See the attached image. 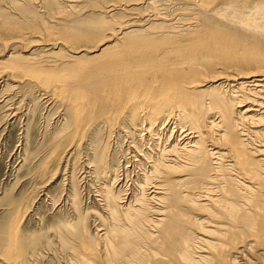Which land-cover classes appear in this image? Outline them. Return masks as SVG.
<instances>
[{"label": "bare ground", "instance_id": "bare-ground-1", "mask_svg": "<svg viewBox=\"0 0 264 264\" xmlns=\"http://www.w3.org/2000/svg\"><path fill=\"white\" fill-rule=\"evenodd\" d=\"M192 1L183 24L152 1L141 19L117 22L116 10L132 9L127 0L99 7L97 19L72 4L62 11L46 4L37 15L29 2L0 0V48L7 50L0 56V94L28 93L0 101L7 107L0 135L7 119L20 120L19 168L28 164L37 178L62 157L65 168L69 158L86 159L81 180L102 205L96 237L84 215L56 232L63 264H238L233 254L250 251L264 235V16L257 11L264 0ZM229 2L257 9L225 19L221 9ZM27 21L43 24L35 41ZM24 38L34 49H18ZM34 95L59 119L39 132ZM126 148L131 157L121 166ZM129 165L137 171L130 170L131 191L121 193L116 187H127L120 180L129 177ZM66 177L74 207L79 185L74 171ZM2 199L0 264H38L37 241L21 225L28 199L21 208L11 192ZM192 227L208 235L196 239ZM251 253L264 264V249Z\"/></svg>", "mask_w": 264, "mask_h": 264}, {"label": "rangeland", "instance_id": "rangeland-1", "mask_svg": "<svg viewBox=\"0 0 264 264\" xmlns=\"http://www.w3.org/2000/svg\"><path fill=\"white\" fill-rule=\"evenodd\" d=\"M113 1H120V0H20V3L29 2L37 15H40L41 13L46 12L47 10L46 4L48 5V7L55 6L57 4L58 5H62V4L71 5L72 4L71 6H76L77 9L79 10L84 9L85 14L87 15L88 19H97L100 17L97 12L98 8L106 7ZM150 1L155 2L156 8L157 9L159 8L158 10H161L163 14L165 13V15L163 16H166L167 19H171L170 21L182 22L183 19L187 17H191V14L187 12L188 11L187 9H189L190 6L192 7L193 5L192 0L191 1L188 0L189 3L186 2L187 0H147V1L127 0L126 4L129 5L130 8L132 9L127 13L125 12L123 13L119 10H116L115 20L117 22H122V21L125 22V21L133 20V19H136V20L141 19L144 16L145 10L149 8ZM220 4L221 3L219 1L215 4V6L219 7ZM63 5L61 7V11L63 10ZM186 5H190V6L185 7ZM227 8L221 9L226 14L224 17L225 19H227L228 17H234L235 19H237L238 16L240 15L242 16L244 15V13L245 15L251 14V11H253V9H257L256 7H251L250 9L243 10V11L237 8L233 9L235 8L234 2H229L227 5ZM148 10L152 11L150 9ZM61 11L55 14L56 17L60 21L66 17L65 14L61 13ZM257 11L262 13V15L264 16V10L257 9ZM74 14L75 13L70 10L69 16L71 18H73ZM253 18L258 19L259 15L254 14ZM54 20L55 19H51V21H54ZM191 21L192 20L190 18L189 23ZM223 21L224 20H222V22ZM263 23L264 21H262V24ZM26 24L32 25V27L31 28L29 27V28L34 30V32L27 31L29 32V34L32 33L29 37V40L31 41L37 40L39 37L38 33H41V31H43L41 30V28L43 27L42 26L43 24L41 22H35V21L34 22L27 21ZM183 24H184V21H183ZM233 27H239L236 29L242 28L241 26H238V24H234ZM55 30H57V28ZM7 36L11 37L9 35ZM26 42L27 41L25 40L24 44L22 45L20 44L18 46V49H25V48L29 49L30 47L34 49L35 46L29 45L28 47H26ZM6 51H7L6 49L2 50L0 48V56L3 55ZM62 51L67 52V53L70 52L66 50L65 48L62 49ZM7 89L8 90L0 94V101L3 100L5 96L9 95V96H13L11 101L14 102L13 98H16L18 96L20 99L23 97L24 93H26L25 91L21 92L19 89H15V88H10V89L7 88ZM34 99H35V102L38 103V108L35 112L36 113L35 122H36V128H37L36 131L39 132L41 129L43 130V127L45 126L44 124L53 125L56 122H58L59 119H57L58 113L55 110L53 109L48 110V108L47 109L44 108L42 103L40 104V101L35 95H34ZM3 102H1L0 105ZM5 109H7V107L4 108L3 105L0 106V126L6 121V118H3ZM7 121H9L10 124L8 125L7 129L4 130V132H2L0 135V217H2V215L4 214L5 212L4 204L7 203V201H5L4 199L1 200V198L3 197V193L5 191H7L8 193L11 192L13 197L21 199L22 202H21L20 208L24 205V203H26L28 199L27 204L29 205L30 208L27 206L28 207L27 213L23 217L21 225L29 237L32 235L35 236V238L34 236L32 237V240H35V242L37 241L36 242L37 244L34 245L33 247H36L37 250L39 249L38 250L39 252L37 251L38 264H60V263L63 264L65 260L63 259V256L61 255V251L58 250L60 249L61 245L59 244L60 242H58L59 237L56 234V232L61 231L62 227L64 225H67L66 224L67 222L68 224H71L73 221L76 222L78 221L79 216L83 218V215H84L83 220H85L84 221L85 224H88V225H85V224L84 225L88 229L89 234L96 237V235L98 234L97 226L101 222V220L99 219L100 217L98 216L99 214L98 211L102 212L101 201L96 199L97 197L94 195L96 194V192H93L95 191L93 189V186H88V184H84L81 180V177L83 175H87L88 163L86 162V159H84V161L77 159V163H76L72 161V158H69L68 164L66 165V168H65L66 159L62 157V159L59 162L55 160V162L50 165L51 167L47 168L45 173L41 174L42 176L39 175V177L37 178V176H34L32 172L28 171V168H27L28 164L25 165L26 167L22 166L19 168L21 159H22V144L24 142L22 138V134H21L22 126L20 125L21 124L20 120L7 119ZM2 127H0V131L2 130ZM171 128L172 126L170 125L166 132V136L169 135ZM40 137L41 135H37L35 139L40 138ZM33 144L36 145L34 142ZM29 146L30 145H28V147ZM69 153L66 154L65 158L69 156ZM155 153L156 151L154 149V154ZM42 154L43 152L40 151L39 156H41ZM124 156H125V159L123 160L120 159L121 166H125L126 159H130L131 157L130 149L127 150L126 148V152ZM140 161L143 163L146 162L145 159H143L141 156H140ZM35 165L36 164H34V166ZM30 168L32 169V171H34L35 169L37 170V168H32V167ZM54 169L56 170V172L54 171L55 173H53ZM130 170H132L131 172L137 171L136 168L131 169L129 165L127 167V171L129 172V177L125 178L124 176H121V180H120V184H127V187H119L117 185L119 184L117 183V181L113 182V184L117 185L116 188L121 193H126V192L131 191L132 180L134 176H133V173L130 172ZM70 171H74V174L76 177L75 180H77L76 182H77V185H79V190H80L79 192L81 193V195L79 193L80 204H77L78 208H77V205L76 206L74 205L73 207V204L72 205L69 204V201L67 199V196L69 194L68 188H69L70 180H69V177H66V176L70 173ZM137 185H134V186L137 187ZM204 197H207V196L204 195ZM79 208L80 210H78ZM76 209L79 212H81L80 215ZM22 211L23 210H21V212ZM75 211L77 213H75ZM15 213H17V211H15ZM198 218L199 220H203L205 225H210V220L207 219L205 214L201 212L198 213ZM86 219L89 223L86 222ZM105 223L109 225L110 221H105ZM213 223L214 222H212L211 226L213 225ZM192 228H194V230L193 229L192 230L194 232L196 239H199V238L203 239L205 238L204 235H208V232L198 229L197 227H192ZM42 233L43 235L41 236ZM35 234L36 235L39 234V235L36 236ZM199 241L202 242L201 240ZM260 249H264V235L260 236L256 240V243L250 247V251L248 250V252H244L241 254L234 253L233 255L235 257H238L234 260V262L238 261V264L239 263L248 264L249 262L250 264H254L255 263L253 262L254 259L250 258L249 256H251L252 254L251 251H259ZM239 250H241V247L239 248ZM235 251L236 250H234V252ZM222 264H226V263H222ZM255 264H259V261L256 262Z\"/></svg>", "mask_w": 264, "mask_h": 264}]
</instances>
